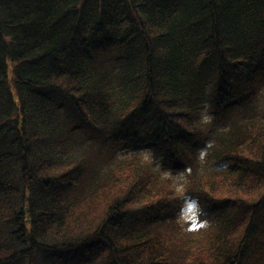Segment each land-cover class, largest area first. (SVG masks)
Returning <instances> with one entry per match:
<instances>
[{
	"label": "trees",
	"instance_id": "16d2710c",
	"mask_svg": "<svg viewBox=\"0 0 264 264\" xmlns=\"http://www.w3.org/2000/svg\"><path fill=\"white\" fill-rule=\"evenodd\" d=\"M0 264H264V0H0Z\"/></svg>",
	"mask_w": 264,
	"mask_h": 264
},
{
	"label": "rangeland",
	"instance_id": "374dc122",
	"mask_svg": "<svg viewBox=\"0 0 264 264\" xmlns=\"http://www.w3.org/2000/svg\"><path fill=\"white\" fill-rule=\"evenodd\" d=\"M146 156L149 158H152L153 153L152 152H148V151H144ZM155 166L158 169H162L163 163L160 162V160H156L155 162ZM164 173H166L168 176L173 177L174 179V183H176L179 186L180 192L183 193L184 190V181H185V172L182 171H175L174 169L170 168L164 171ZM184 194V193H183ZM183 202V210L182 211H178V212H174V215L176 217H178V215H180L181 219L183 220V222L185 221H192V226L194 227H198L199 222H198V210H199V206L196 203L195 200H192L189 198V196L187 197L186 195L181 199Z\"/></svg>",
	"mask_w": 264,
	"mask_h": 264
}]
</instances>
